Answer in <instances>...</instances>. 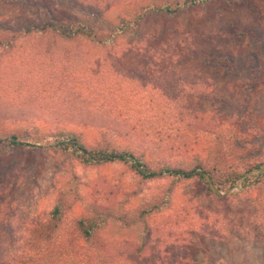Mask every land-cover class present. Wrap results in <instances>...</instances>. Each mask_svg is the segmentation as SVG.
Masks as SVG:
<instances>
[{
  "label": "trees",
  "instance_id": "trees-1",
  "mask_svg": "<svg viewBox=\"0 0 264 264\" xmlns=\"http://www.w3.org/2000/svg\"><path fill=\"white\" fill-rule=\"evenodd\" d=\"M6 1L30 16L0 20V120L95 126L132 146H89L73 130L34 127L27 136L0 134V157L53 149L84 166L122 163L140 181L166 179L168 185L154 199L120 211L108 199L111 190L96 188L86 211L71 216L83 195L70 174L43 220L32 221L23 235L11 226L0 230V264H189L207 240L264 235V162L233 166L199 155L175 158L192 147L189 130L206 131L211 124L197 108L213 86L207 68L228 65L231 57L209 53L206 31L168 30L165 20L208 12L217 0H160L117 21L104 12L124 0ZM221 1L233 7L244 0ZM185 182L202 187L209 204L183 205L150 226ZM110 222L143 225L149 238L109 239L102 229Z\"/></svg>",
  "mask_w": 264,
  "mask_h": 264
},
{
  "label": "rangeland",
  "instance_id": "rangeland-1",
  "mask_svg": "<svg viewBox=\"0 0 264 264\" xmlns=\"http://www.w3.org/2000/svg\"><path fill=\"white\" fill-rule=\"evenodd\" d=\"M158 1L124 0L108 8L104 16L111 21L133 17L143 4ZM29 16V12L17 5L0 0V20L16 23ZM158 20L152 23L157 24ZM165 23L168 30L176 28L184 32L185 28L193 27L206 31L203 39L209 53L231 57L228 65L207 68L213 77V86L197 103L204 121L212 125L206 131L189 130L195 141L188 152L175 158L186 160L199 155L205 160L233 166L264 162V0H244L233 7L217 0L208 12L195 9ZM34 127L41 131L73 130L80 133L89 146L103 141L118 147L132 146L116 133L95 126L47 118L0 120V134L18 131L27 136ZM70 174L77 176L83 195L71 216L86 211L96 188L111 190L113 194L108 199L120 211L154 199L168 185L166 179L140 181L122 163L84 166L53 149L14 151L0 157V230L11 226L17 234L23 235L32 221L43 220ZM186 204L208 205L205 190L192 182L178 184L171 206L153 215L149 225L174 215ZM102 234L109 239L149 238L143 225L124 227L115 222L107 224ZM189 264H264V235L254 240H207Z\"/></svg>",
  "mask_w": 264,
  "mask_h": 264
}]
</instances>
